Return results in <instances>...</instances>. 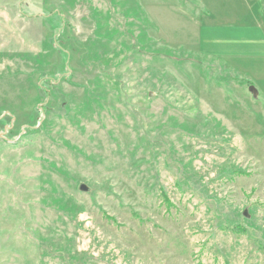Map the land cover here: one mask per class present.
<instances>
[{
	"label": "rangeland",
	"instance_id": "rangeland-1",
	"mask_svg": "<svg viewBox=\"0 0 264 264\" xmlns=\"http://www.w3.org/2000/svg\"><path fill=\"white\" fill-rule=\"evenodd\" d=\"M248 12L0 0V264H264V58L197 48Z\"/></svg>",
	"mask_w": 264,
	"mask_h": 264
},
{
	"label": "crops",
	"instance_id": "crops-1",
	"mask_svg": "<svg viewBox=\"0 0 264 264\" xmlns=\"http://www.w3.org/2000/svg\"><path fill=\"white\" fill-rule=\"evenodd\" d=\"M237 14H234V17ZM248 12L246 13L247 21L243 23L244 25H238L235 28V32H229V34H217L214 32L215 24H206L208 27L203 28V25H198V34L200 39L197 43V48L199 56L215 59L214 61L203 60L204 65H209L210 67L216 66L218 69L224 67L227 70L232 71L240 66H246L251 68L252 64H258L256 61L260 58H264V25L254 16ZM233 24H238L237 19H233ZM242 24V23H240ZM220 25V24H218ZM247 31L246 36L243 35V31ZM230 31L231 28H230ZM249 36V37H248ZM206 55V56H204ZM220 60H225L229 65H223L218 63ZM222 62V61H221ZM263 67L261 74L254 75L252 78H259V81L264 83V64H259ZM264 90V89H263ZM257 96L259 97V93Z\"/></svg>",
	"mask_w": 264,
	"mask_h": 264
},
{
	"label": "water",
	"instance_id": "water-1",
	"mask_svg": "<svg viewBox=\"0 0 264 264\" xmlns=\"http://www.w3.org/2000/svg\"><path fill=\"white\" fill-rule=\"evenodd\" d=\"M249 92L251 93V95L256 98L257 96V92L253 87L249 88ZM149 96H151V94H149ZM79 191L81 192H87V187L84 184H80L78 187ZM245 217L247 216L245 213L243 214Z\"/></svg>",
	"mask_w": 264,
	"mask_h": 264
}]
</instances>
